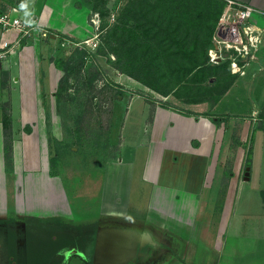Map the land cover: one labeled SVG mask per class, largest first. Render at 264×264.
<instances>
[{
	"label": "crops",
	"instance_id": "1",
	"mask_svg": "<svg viewBox=\"0 0 264 264\" xmlns=\"http://www.w3.org/2000/svg\"><path fill=\"white\" fill-rule=\"evenodd\" d=\"M238 1L252 6L254 20L264 15V0ZM80 2L16 3L20 16L47 31V37L35 31L16 43L17 31L0 29V47L4 42L14 46L0 62V214L72 218L92 206V212L101 218L126 217L133 198L135 215L141 217L139 212L145 210L154 225L167 229L160 221L166 220L179 238H198L203 255L213 256L218 264L224 259L226 264H244L259 258L264 252V189H256L261 213L254 217L244 216L246 203L241 211H234V199L242 183L253 177L258 185L262 175L257 167L252 170L256 155L249 136L252 129L264 128V119L260 125L264 38L216 103H184L177 108L138 94L122 96L128 109L132 102L141 101L133 115L140 123L128 130L131 135L145 123L147 131L138 132L141 138L134 141L141 147L135 156L130 150L127 153L122 136L118 146L113 139L118 130L109 129V138L117 146L114 156L92 153L86 157V167L80 165V158L75 161L74 156L55 153L61 149L57 141L63 139L57 106L63 69L58 67L56 36L86 38L93 34L94 26L88 21L91 8ZM4 103L8 104L12 132L9 160L3 149ZM223 103L228 109L219 112ZM118 107L112 110V121ZM230 211L232 221L226 224ZM96 227L97 221L86 238H94Z\"/></svg>",
	"mask_w": 264,
	"mask_h": 264
},
{
	"label": "rangeland",
	"instance_id": "2",
	"mask_svg": "<svg viewBox=\"0 0 264 264\" xmlns=\"http://www.w3.org/2000/svg\"><path fill=\"white\" fill-rule=\"evenodd\" d=\"M19 1L20 0H0V8L6 9L9 6L16 5V3ZM133 1L136 2L138 8L147 7V2L150 4L153 3L154 12L158 14L163 12L166 17L168 11L170 10L171 13L176 12L177 10L179 12H183L182 10L186 11L191 6V3L200 2V0ZM80 3L79 5H85V3H87L91 8L92 13L88 18L90 24L93 25L90 20L91 18H94L97 23L99 19L100 22L98 29L93 27V34L86 37L91 39L88 44L82 43L78 46L73 44L78 41L80 43L84 40V38H82L84 36L81 35L76 36V38H74V36L71 38L62 34H57L60 36V38H58L60 40H57L55 47L57 46L56 51L58 53V60H60V65L63 69V77L59 88L57 89L59 96V102L57 100V106L59 107V121L61 122L60 124L62 127L63 139L61 141H57L58 147L56 146L57 148H61L60 151H62V153L57 150L55 153L56 155L59 153L61 156H74L75 161L80 158V165H85L87 167L86 157L92 153L101 155L105 152L106 155L113 157L115 151L117 150V146L119 144L118 142H120L121 136L122 147L126 148L127 153L130 150V152H133L132 155L135 156L136 150H138V147H141L140 144L134 145V141L135 139L141 138L140 134H144L143 129L144 131H147L145 123L143 126L140 125L141 129H137V132L134 133L132 131V133L135 135H133L132 139L130 138L132 133L131 135L128 134V130H130L129 128L131 125L138 126L140 123L138 120H136L137 116L135 117L133 115L138 109L139 103L141 101L138 100L132 102L128 109L126 106L127 101H121L122 96H126L127 94H138V91H140L143 94L138 95L145 97L148 95L147 92L152 91L154 96L151 97L148 95L150 97L149 99L160 100L166 106L182 108L181 106H183L185 102H183L184 98H182L181 94L186 91L185 88H182V84H185L183 83L185 81L194 80L196 76H194V70L190 73H185L182 71L178 72V57H169L163 52V50L160 48V45H153V42L150 43L152 44V52H144L143 45L138 47L135 46L133 51L126 49H123L122 51L121 47V51L119 52L121 59L124 61L122 63V69L136 73L138 76H140L141 80H148L152 83H157L159 88H161L163 91L170 90L166 96L161 95L143 83L135 80L120 70H117L115 68V63L118 59L115 58V55L112 54V51L109 49L111 45L116 44V42L112 39L110 41V37L112 36L111 27L115 20H117L118 15L129 6L130 0H82V3ZM217 6L218 4L213 3L209 15V24H214L215 27L218 18L217 16L215 21ZM174 7L177 10H174ZM94 13H97L98 18L93 16ZM192 28L191 31H197L200 34V37L202 39L204 38L203 36L206 32L205 25L204 27L198 26L195 29ZM181 29H184V27H181ZM139 36L140 42L144 40L149 41L146 39V37L141 35ZM63 38H68V40L72 41V44L67 42L64 43ZM211 42L212 37L210 39L209 49L211 48ZM125 47L127 48V46ZM227 52L228 51L222 52L221 55L224 56L226 54L230 56L231 53L228 54ZM184 62L189 63L188 61ZM229 72L230 74H228L230 76L231 74H238L232 73L231 71ZM225 74L226 72L221 73L222 76ZM226 76L228 75L226 74ZM217 78V85L213 86V89H210L209 86L204 85L201 89L194 92V97H214L216 92H219L227 85L229 76L220 78V75H218ZM170 87L171 89H169ZM116 105L119 107L117 114L114 116V120L112 121L111 114ZM220 108L221 111L219 112H223L228 109L226 103L220 105ZM248 118L249 117H247L245 120H248ZM124 126H126V129L123 128ZM112 128L114 131L118 130L117 135L116 132H114L113 137L117 146L112 143L113 139L109 138V129ZM138 132H140V134ZM261 133L263 134L262 137ZM249 138V143L252 145L254 154L256 155L253 159L252 170H254V167H257L262 175H260L258 179V185L254 181L253 177L250 182L242 183L241 188L234 199V211H241L240 209L242 208L243 204L246 203V211L244 212V216H246L247 213V215L254 217V215L261 213V205L257 200L256 189H264V145L262 146V142L264 141V128L258 127L256 129H252ZM118 150L121 151L122 148ZM6 160L9 159L6 157ZM70 165L71 164H68V167H70ZM79 186L80 189L84 191V185L82 184ZM131 202L132 203L130 205L129 211L127 212L128 214L126 215V219L141 221L144 224L155 223L151 218H148V213H146L145 210L139 212L141 217L135 215L137 214V211L135 212L133 210V198ZM92 208V206L86 208L82 215L74 213L72 218H64L63 216H60L58 218L42 219L39 216L28 217V215L26 217L24 215L28 222L27 238L29 261L32 263H38L40 260L44 259L49 252L56 250L57 247H65V245H68L66 243L67 241L75 242L76 238H84V235L90 232L91 228L94 226L95 221L98 222L101 219L107 218L106 216L101 218V215L99 214L97 216L96 213L92 212ZM7 214L14 215L12 212H8ZM232 214L233 211H230L228 216H226V224L231 223ZM154 216L158 218L156 215ZM59 221H61L62 224H60ZM160 221L163 222L162 224L168 226H166L167 229H165V231L171 234L170 237L173 240L172 243L175 244L174 253H177L179 250L181 251V249L186 247L188 248V251H192V248L194 247L196 241H198V238L187 236L188 238H183V240L186 239L183 241L182 238H179V234L173 233L175 232L174 228H170L173 226L168 224V221ZM51 238L56 239L51 240ZM198 246H200L199 243ZM263 253L259 254V258H256L252 261L245 260L243 263L264 264V257H262V255H264ZM226 262V259L221 260L222 264H226ZM231 263L234 264L233 262Z\"/></svg>",
	"mask_w": 264,
	"mask_h": 264
},
{
	"label": "trees",
	"instance_id": "3",
	"mask_svg": "<svg viewBox=\"0 0 264 264\" xmlns=\"http://www.w3.org/2000/svg\"><path fill=\"white\" fill-rule=\"evenodd\" d=\"M213 3L218 4L215 16L216 21V17L219 16L218 14H220L223 7L222 0H200V2H193L186 11L181 9L183 12H179L174 7L173 9L177 11L173 13H171V10L168 11L167 17L163 12L160 14L155 13L153 3L150 4L147 2V7L138 8L136 2L130 0L129 6L118 15L117 20H115L111 27L112 36L110 37V41L112 39L116 44L111 45L109 49L112 51V54L115 55V58L118 59L115 63V68L161 95L166 96L170 90L163 91L159 88L157 83L141 80L140 76L136 73L122 69V63L124 61L121 59L119 52L121 51V47L122 51L123 49L133 51L135 46L138 47L143 45L144 52H152V44L150 43L153 42V45H160V48L169 57H178V72L190 73L194 70V76H196V78L192 81H185L183 82L185 84H182V88L186 90L181 94L182 98H184L183 102L197 103L209 101L212 104L216 103L230 85L234 75H229L230 60L228 58L216 63L209 61L207 51L215 27L214 24H209V15ZM204 25L206 32L204 33L203 39L197 31H191L192 27V29H195L198 26L204 27ZM181 27H184V29H181ZM139 35L146 37L149 41L144 40L140 42ZM56 37L60 38L59 35ZM125 46H127V48ZM184 61H188L189 63ZM60 64L61 62L58 60V67L62 68ZM222 72H226L229 76L227 80L228 83L222 90L216 92L214 97H194V92L201 89L204 85L213 89V86L217 85L218 75H220V78L228 77L226 74L222 76ZM169 89H171V87ZM138 94L142 95L143 93L138 91ZM145 97L150 98L148 95ZM7 105V103L3 104L2 125L4 154L5 157L9 158L12 150V132ZM263 119L264 108L260 113V125ZM51 162H55V157L51 158Z\"/></svg>",
	"mask_w": 264,
	"mask_h": 264
},
{
	"label": "built area",
	"instance_id": "4",
	"mask_svg": "<svg viewBox=\"0 0 264 264\" xmlns=\"http://www.w3.org/2000/svg\"><path fill=\"white\" fill-rule=\"evenodd\" d=\"M223 7L217 19L216 27L212 35V45L208 51L209 60L211 62H219L225 58L230 60V71L232 73H240L246 59L252 57L253 51L256 49L261 39L264 38V15L259 20H254V9L252 6L242 3L238 0H222ZM93 16L98 18L97 13ZM113 17V15H112ZM91 22L94 28L98 29L99 19L97 21L92 18ZM0 29L3 32L11 30L17 31L19 39L25 37L32 32H41L42 36H48V32L35 27L31 21L23 19L20 16L19 7L16 5L9 6L6 9L0 8ZM91 39L84 38L75 45L82 43L88 44ZM64 43L72 44L68 38H63ZM13 45L4 42L0 47V62L9 56L12 52ZM228 51L231 55L222 56L221 53ZM236 68V70H234Z\"/></svg>",
	"mask_w": 264,
	"mask_h": 264
},
{
	"label": "water",
	"instance_id": "5",
	"mask_svg": "<svg viewBox=\"0 0 264 264\" xmlns=\"http://www.w3.org/2000/svg\"><path fill=\"white\" fill-rule=\"evenodd\" d=\"M147 93L154 96L152 91ZM248 170L246 167V180ZM126 217L112 216L97 222L92 264H149L173 253L169 232L153 223L144 224ZM72 252L83 256L78 249L67 251Z\"/></svg>",
	"mask_w": 264,
	"mask_h": 264
},
{
	"label": "flooded vegetation",
	"instance_id": "6",
	"mask_svg": "<svg viewBox=\"0 0 264 264\" xmlns=\"http://www.w3.org/2000/svg\"><path fill=\"white\" fill-rule=\"evenodd\" d=\"M26 219L18 215L0 214V264H92L95 235L94 238H86L87 234L84 238H76L75 242L67 241L68 245L57 247L38 263L30 262ZM59 222L62 224L61 221ZM55 239L51 238V240ZM173 248L175 249V244ZM71 249H78L83 256L74 252L67 253ZM202 251L196 242L191 252L186 247L177 253L173 251L167 254V257L162 255L156 262L149 264H218V260L213 256L203 255Z\"/></svg>",
	"mask_w": 264,
	"mask_h": 264
},
{
	"label": "clouds",
	"instance_id": "7",
	"mask_svg": "<svg viewBox=\"0 0 264 264\" xmlns=\"http://www.w3.org/2000/svg\"><path fill=\"white\" fill-rule=\"evenodd\" d=\"M21 7H22V8H25V7H26V5L22 4V5H21Z\"/></svg>",
	"mask_w": 264,
	"mask_h": 264
},
{
	"label": "bare ground",
	"instance_id": "8",
	"mask_svg": "<svg viewBox=\"0 0 264 264\" xmlns=\"http://www.w3.org/2000/svg\"><path fill=\"white\" fill-rule=\"evenodd\" d=\"M234 70H236V68Z\"/></svg>",
	"mask_w": 264,
	"mask_h": 264
}]
</instances>
